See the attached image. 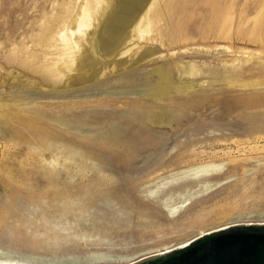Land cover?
I'll use <instances>...</instances> for the list:
<instances>
[{
	"label": "rangeland",
	"instance_id": "374dc122",
	"mask_svg": "<svg viewBox=\"0 0 264 264\" xmlns=\"http://www.w3.org/2000/svg\"><path fill=\"white\" fill-rule=\"evenodd\" d=\"M81 1L0 0V259L127 264L226 225L264 222V127L248 129L245 118L264 114V64L256 58L264 60V53L254 54L264 48L247 37L254 21L255 30L264 29L259 0H218L223 5L196 0L188 3V12L172 14L170 21L180 22L182 35L191 37L176 50L189 45L190 51L173 55L172 61L165 57L139 65L136 70L147 75L136 85L142 94L108 85L100 91L95 81L81 93L76 87L54 90L47 82L48 64L42 73L28 66L31 55L40 51L38 35L62 29ZM156 46L163 54L169 51ZM249 58L251 65L245 61ZM177 60L196 62L198 74L179 72ZM115 74L101 80L115 81ZM191 77L190 90L174 88ZM132 100L157 119L156 125L148 124L152 133L145 128L136 133L140 150L110 149L95 130L75 137L79 152L66 161L57 157V142L75 145L69 140L75 130L62 123L75 109L86 114L102 101L101 108L115 111ZM179 108L180 118L168 122ZM152 134L160 136L158 142ZM203 163L218 166L201 177L206 185L189 186L169 200L178 206L173 213L148 190L158 176Z\"/></svg>",
	"mask_w": 264,
	"mask_h": 264
},
{
	"label": "bare ground",
	"instance_id": "6f19581e",
	"mask_svg": "<svg viewBox=\"0 0 264 264\" xmlns=\"http://www.w3.org/2000/svg\"><path fill=\"white\" fill-rule=\"evenodd\" d=\"M205 1L206 0H204V2ZM81 2L80 9L74 13V16L70 20H64V22H62V29L58 30L55 34H48V32L45 30L41 36L40 34L38 35V38L36 39V46L39 45L38 47L40 48V51H36L38 53L32 54L30 57L31 60L27 62L29 63L28 66L33 67L35 70L33 72L36 73H42V69H45L46 71V65L48 64V67L51 70V78H49L47 82L49 83V87L54 90H68L70 88L76 87V91L81 93L83 90H88L86 89V84L95 81L96 83L94 84V87L96 86L100 91L105 90L103 88L104 85H108L109 89L121 91L126 90V92L134 91L136 93L140 92V94H142L143 90L140 91L139 87L136 86L141 82L140 77L143 75V72L141 71L142 69L140 71L138 69V71L136 70L137 67H140L139 65H143L158 58L162 59L165 57H167L166 59H170V61H172L171 59L173 55H178L180 53L188 55V51H190L187 49L190 47L189 45L187 48L176 50L177 47H180L178 46L179 43L185 45L187 43L186 41H188L191 37L185 34L182 35L183 31L179 24L180 22L178 23L179 26L177 23V25H174V23L170 21V18L174 13H183L188 3L191 2V4L194 5L196 4V0H165V4H161L159 0H83ZM206 2L213 3V0H207ZM259 2L261 3L262 7H264V0H259ZM226 3L227 1L224 4ZM227 4H229V2ZM220 5L223 4L220 3ZM224 8L225 6H223V9H221L222 12H224ZM189 10L190 9H188V11ZM218 13H220V10ZM193 14L195 13L193 12ZM179 15L177 17L178 20L180 18ZM221 15H219V17H221ZM183 16L181 15L182 18ZM185 18L186 17H184V19ZM257 21H254L251 32H247V37L253 40L254 43L259 41V44H262L261 46L264 48V29L261 30L260 27H258L256 28L258 31L255 30ZM197 27L198 26H196V28ZM231 30L232 29L230 28V31ZM259 30L260 33H258ZM236 31L237 30H235V32ZM229 32L227 31V33ZM210 37L212 36L210 35ZM156 43H159V46L161 45L166 49H169L168 52L170 53L168 54L167 52V54H163L162 52L158 51L159 49L157 48L158 46H156ZM197 49L199 50V47ZM250 53L253 52L249 51L247 56H249ZM261 53H264L263 49L261 51L256 50L254 52L255 55H262ZM117 55H119V57L116 58L115 61L110 62V60ZM256 58H258L257 62L260 63V65L264 64V60H262L260 56ZM251 59L252 58H249L245 61L250 62ZM242 62V60L238 59L236 66L240 67ZM234 64L235 63L233 62L231 65ZM251 64L252 63L250 62V65ZM175 65L179 72H184L189 76L197 75L198 71L200 70L196 62H179V60H177ZM248 68L250 69L252 67L248 66ZM168 69L170 68L168 67ZM230 71L232 70L230 69ZM109 73H116L115 81L109 82L108 80H101ZM167 73L171 74L168 71ZM42 75L45 74L43 73ZM160 76L162 77L163 75ZM52 79L55 80L52 81ZM229 81L231 80H228V83H230ZM193 83L194 80L191 77V79H186L184 81L180 80L174 86V88L179 92H186L193 88ZM247 84L250 83H244V85ZM252 84L256 83L252 82ZM66 93L67 92H65V94ZM65 94H60V96L65 97ZM11 102H13V104L16 103L14 100ZM101 102L102 101H100L99 105H97L98 107H95L92 110H87L86 114L82 111V109H80L81 112H77L75 109L72 114H69L67 120L62 122L66 126L75 130V134H72L71 137H69V140L72 139L75 145H64L62 142H57V157H64L63 160L66 161V158H70L72 153L79 152L81 148L78 144H76L77 141L75 140V137L78 136L82 138L85 136L86 132L95 130L99 131H97V133H93L104 139L106 141V145H108L110 149L124 148L128 151H138L141 149V145H139L138 141L136 140V133L144 128V130H147L148 133H152L148 124H151V126L156 125L154 122L157 121L155 118L156 115L154 113L152 114L151 112L152 110H145L144 106H141L137 100H132L129 102V104L122 105L123 107L118 109L115 108L113 102H110L109 104L115 108V111L101 108ZM82 113H84L85 116H83ZM182 114V110L179 108V111H174L169 117L168 122L170 120H178ZM58 118L66 119L65 117L61 116ZM245 118H247L249 122H246L249 124V127H247L248 129H251V126H257L260 128L264 127V114H249L246 115ZM92 121L96 122L97 124H91L90 122ZM133 124H135L136 127H134ZM158 138H160V136ZM158 138H156V141ZM162 144L163 143L160 141L159 145L162 146ZM153 147L154 146L152 145V148ZM54 160L55 159H53V161ZM217 166L218 165L213 163H203L177 169L153 179L149 183L150 185L153 184V187H149L148 190L154 193V196L159 201V204L161 203L164 208L166 207L169 212L173 213L178 208V206L169 204V200H171L174 195L183 194L191 186L196 187L199 185H206V178L203 180L201 177L208 175L211 170ZM0 264L22 263L16 258H13L9 260L0 259Z\"/></svg>",
	"mask_w": 264,
	"mask_h": 264
},
{
	"label": "water",
	"instance_id": "95a60500",
	"mask_svg": "<svg viewBox=\"0 0 264 264\" xmlns=\"http://www.w3.org/2000/svg\"><path fill=\"white\" fill-rule=\"evenodd\" d=\"M127 264H264V222L226 225Z\"/></svg>",
	"mask_w": 264,
	"mask_h": 264
}]
</instances>
